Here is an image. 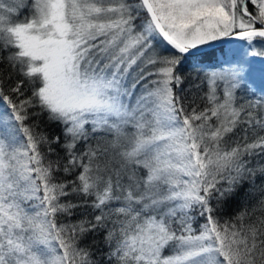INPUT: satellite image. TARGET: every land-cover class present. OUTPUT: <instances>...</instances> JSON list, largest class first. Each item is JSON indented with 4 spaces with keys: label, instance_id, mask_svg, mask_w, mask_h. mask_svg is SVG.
I'll list each match as a JSON object with an SVG mask.
<instances>
[{
    "label": "snow or ice",
    "instance_id": "snow-or-ice-1",
    "mask_svg": "<svg viewBox=\"0 0 264 264\" xmlns=\"http://www.w3.org/2000/svg\"><path fill=\"white\" fill-rule=\"evenodd\" d=\"M0 264H264V0H0Z\"/></svg>",
    "mask_w": 264,
    "mask_h": 264
},
{
    "label": "rangeland",
    "instance_id": "rangeland-1",
    "mask_svg": "<svg viewBox=\"0 0 264 264\" xmlns=\"http://www.w3.org/2000/svg\"><path fill=\"white\" fill-rule=\"evenodd\" d=\"M26 11H27V10H25V13H26ZM22 14H24V13H22Z\"/></svg>",
    "mask_w": 264,
    "mask_h": 264
}]
</instances>
